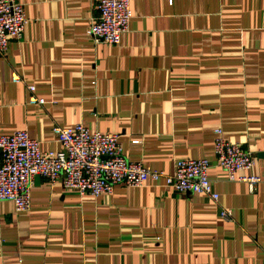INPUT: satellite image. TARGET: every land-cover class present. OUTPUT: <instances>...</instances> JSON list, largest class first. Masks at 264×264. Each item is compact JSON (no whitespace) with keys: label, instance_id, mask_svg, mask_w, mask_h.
Segmentation results:
<instances>
[{"label":"crops","instance_id":"0c3cea01","mask_svg":"<svg viewBox=\"0 0 264 264\" xmlns=\"http://www.w3.org/2000/svg\"><path fill=\"white\" fill-rule=\"evenodd\" d=\"M17 1L28 23L0 52V135L57 151L53 127L82 123L155 170L206 158L219 199L152 179L81 196L36 176L29 210L0 200V264H264V0H132L117 45L87 34L98 0ZM216 129L255 158L254 193L216 165Z\"/></svg>","mask_w":264,"mask_h":264},{"label":"built area","instance_id":"2783aa9c","mask_svg":"<svg viewBox=\"0 0 264 264\" xmlns=\"http://www.w3.org/2000/svg\"><path fill=\"white\" fill-rule=\"evenodd\" d=\"M132 0H98V15L91 20L87 34L96 42L108 45L121 43L133 17ZM28 19L25 6L17 0H0V52L5 53L11 39H21ZM15 82H23L19 76ZM32 95L29 104L44 105L47 101L34 95L36 87L28 85ZM61 150H42L41 143L27 130L0 135V200L12 201L19 212L31 207V192L36 176L63 186L81 196L99 197L110 194L116 185L144 186L148 179L163 181L178 193H196L218 201L209 170L213 163L206 158L180 159L172 173L155 170L143 162H132L123 155L119 135L92 131L79 123L70 127H53ZM214 154L216 165L227 171L232 181L248 184L257 190L261 178L254 174L255 158L238 143L225 139L216 129ZM244 171L249 172L243 175ZM221 217L232 220V213L223 209Z\"/></svg>","mask_w":264,"mask_h":264}]
</instances>
